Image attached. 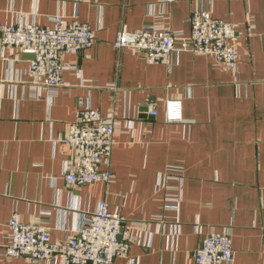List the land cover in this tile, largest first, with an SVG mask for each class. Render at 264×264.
Instances as JSON below:
<instances>
[{
    "label": "crops",
    "instance_id": "obj_1",
    "mask_svg": "<svg viewBox=\"0 0 264 264\" xmlns=\"http://www.w3.org/2000/svg\"><path fill=\"white\" fill-rule=\"evenodd\" d=\"M199 8L237 25L234 68L205 54L148 62L113 47L122 27L189 34ZM56 14L87 23L96 41L63 55L74 69L54 96L33 94L29 53L0 49V264H59L4 255L13 212L62 239L101 199L126 224H143L129 248L137 264H193L212 231L230 235L233 264H264V0H0V23L49 26ZM169 98L182 101L183 121H165ZM83 105L122 125L110 182L70 187L62 174L76 152L60 140ZM178 191V207L166 209L165 195Z\"/></svg>",
    "mask_w": 264,
    "mask_h": 264
},
{
    "label": "built area",
    "instance_id": "obj_2",
    "mask_svg": "<svg viewBox=\"0 0 264 264\" xmlns=\"http://www.w3.org/2000/svg\"><path fill=\"white\" fill-rule=\"evenodd\" d=\"M170 1V0H162ZM49 26L31 22L0 23V49L15 48L19 53H29L28 76L35 97L54 96L61 86L62 74L74 65L66 63L63 55L77 53L91 47L96 36L87 23L67 22L61 14L51 19ZM188 23L190 33L154 24L140 29L122 27L113 41L117 50L130 49L148 62L167 61L172 54L191 52L205 54L216 64L234 68L238 61L235 39L237 25L212 16L204 9L191 11ZM36 88V89H35ZM45 95H43V94ZM155 116L157 111L149 109ZM164 119L168 123L183 121L182 101L169 98L164 106ZM113 116H102L89 105L76 110L75 119L61 137V143L73 149L75 158L65 162L63 179L70 187L96 182L108 183L113 177L111 153L113 137L121 128ZM161 187H164V180ZM179 191L167 193L166 209H176ZM161 216H155L158 220ZM9 235L4 245L6 257L29 256L33 262L57 259L59 264H113L115 258L125 259L126 264H137L129 255L130 246L136 241L134 228L143 224H126L123 216L109 210L105 199L98 201L94 212L82 216L78 227L70 236L53 239L50 227L44 221L25 223L13 212L8 221ZM193 264H233L231 237L227 232H209L202 236L193 253Z\"/></svg>",
    "mask_w": 264,
    "mask_h": 264
},
{
    "label": "water",
    "instance_id": "obj_3",
    "mask_svg": "<svg viewBox=\"0 0 264 264\" xmlns=\"http://www.w3.org/2000/svg\"><path fill=\"white\" fill-rule=\"evenodd\" d=\"M30 57L33 58V56L30 54Z\"/></svg>",
    "mask_w": 264,
    "mask_h": 264
}]
</instances>
